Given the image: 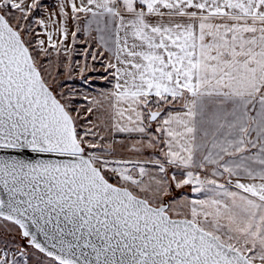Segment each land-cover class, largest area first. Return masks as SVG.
Here are the masks:
<instances>
[{
    "label": "snow or ice",
    "instance_id": "snow-or-ice-1",
    "mask_svg": "<svg viewBox=\"0 0 264 264\" xmlns=\"http://www.w3.org/2000/svg\"><path fill=\"white\" fill-rule=\"evenodd\" d=\"M0 220V264H264V0H0Z\"/></svg>",
    "mask_w": 264,
    "mask_h": 264
},
{
    "label": "rangeland",
    "instance_id": "rangeland-1",
    "mask_svg": "<svg viewBox=\"0 0 264 264\" xmlns=\"http://www.w3.org/2000/svg\"><path fill=\"white\" fill-rule=\"evenodd\" d=\"M46 2L48 4H54L55 0H46ZM80 40H83V36H80ZM74 47L76 49V52L73 53V67L75 68V71L72 73V77L68 78L67 74L64 72V69L62 67L57 69L55 67V64L53 65V68L51 69V71L54 76H56L57 71L60 72V75L56 76V79L62 83L65 91H69L71 89H76L78 91V95L75 98V103L77 104V106L84 105L86 108V106L88 105V101L84 99L85 96H88L89 98L96 97L98 93L105 91L107 88L104 87L105 84L102 81H100L98 78L96 79L95 84L86 85L82 82L81 77L79 75V69L76 67V64L83 63L84 57L82 54H77V53H79L80 50L86 47V45L78 41ZM88 63L90 65L94 63L90 57L88 58ZM95 67L97 69L96 72L86 73L85 75L91 76V77H98V73L101 67L100 63L95 62ZM83 114L85 116L88 115L86 111ZM88 118L93 121L96 120L95 116H90ZM119 138H120V135H117V139ZM145 152H146L145 157H141V158H147V155H150L151 150H145ZM117 154H118V157L123 156L124 158L137 159L135 155L129 152H126V151H121L119 150V148H118ZM189 195H191V193H189ZM4 223H5L4 221L0 220V225H3ZM9 250H11V246H9ZM42 256L43 254H36V255H33L31 259L33 261L39 260L41 259Z\"/></svg>",
    "mask_w": 264,
    "mask_h": 264
},
{
    "label": "crops",
    "instance_id": "crops-1",
    "mask_svg": "<svg viewBox=\"0 0 264 264\" xmlns=\"http://www.w3.org/2000/svg\"><path fill=\"white\" fill-rule=\"evenodd\" d=\"M104 87H106V88H107V87H110V86H106V85H105ZM118 135H119V134H118Z\"/></svg>",
    "mask_w": 264,
    "mask_h": 264
}]
</instances>
